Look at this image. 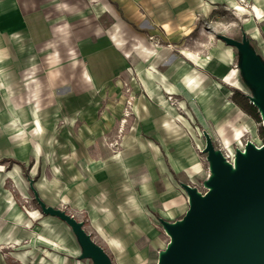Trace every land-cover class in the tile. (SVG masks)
Here are the masks:
<instances>
[{"label": "rangeland", "instance_id": "1", "mask_svg": "<svg viewBox=\"0 0 264 264\" xmlns=\"http://www.w3.org/2000/svg\"><path fill=\"white\" fill-rule=\"evenodd\" d=\"M192 7L191 14L193 10L195 13L191 16L189 30L184 32L179 43L172 46L168 42H157L158 47L169 48L174 52L171 57L175 55L185 68L197 65L215 81L218 92L213 95L212 121L203 120L201 123L202 111L184 81H177L178 89L172 90L171 82L167 80V90L154 79L162 91L160 101L176 110L175 116L165 113V125L159 128L160 135L165 137V141L160 142L164 154H159L160 158L154 160L155 154H149V161L154 162L156 170L163 164V171L160 169L158 173V191L154 194V200L160 195V212L149 207L147 217L142 222L135 221L126 208L128 192L122 184L116 189L115 183L110 182L101 190L104 196L102 205L109 210L95 217L86 204L87 198L80 197L82 193L76 191V183L67 185L66 178L64 180L62 176L63 169L70 173L78 163H82L84 156L87 157V150L90 152L93 148L99 153L90 156L101 163L99 168L104 167L102 162H109L113 165L114 175L119 170L120 177L125 176L127 171L122 169L118 158L131 156L124 154L127 150L123 145L126 134L134 139H150L151 135L141 124L136 104L140 98H148L150 103L157 104L141 73H148L149 69L159 70L151 66L142 70L134 67L116 80L110 91L95 95L75 126L68 125L62 118L47 121L45 125L41 120H35L38 136L19 121L4 127L0 155L15 154L23 139L37 143L33 142V153L40 154L38 162L34 158L22 161L14 156H0V231L14 234L11 239H0V255L7 264H92L90 260L79 258L81 249L71 228L59 218L43 214L34 198L30 179L48 205L65 210L84 222L86 231L105 249L113 264H158L159 253L170 240L158 218L178 220L189 206L188 196L180 183L205 191L204 181L210 169L207 156L202 152L205 146L203 131L207 130L215 146L231 159L236 148L244 147L248 141L264 143L260 134L263 121L258 122L233 100L235 90L245 94H250V90L241 81L236 49L219 38V35H226L241 40L245 32L264 57V0H195ZM254 9L258 15L262 12L263 17L258 18ZM183 51L206 56V65L191 63ZM164 65H160L163 71ZM216 68L225 72L224 82ZM221 96L229 104L228 117L222 120L217 110ZM161 112L160 119H163ZM37 121L41 129H37ZM133 146L129 152L137 150L136 145ZM74 157L76 160L73 162ZM35 164L37 166L34 167ZM7 205L19 211V219L11 222L12 212L8 211Z\"/></svg>", "mask_w": 264, "mask_h": 264}, {"label": "crops", "instance_id": "2", "mask_svg": "<svg viewBox=\"0 0 264 264\" xmlns=\"http://www.w3.org/2000/svg\"><path fill=\"white\" fill-rule=\"evenodd\" d=\"M193 4L195 0H0V138L5 137L6 124L15 121L28 127L35 136L39 135L34 128L35 120L45 125L47 121L62 118L75 126L90 107L91 99L110 91L114 82L132 68H157L159 71L149 69L148 73H141L157 104L150 103L148 98L137 100L141 124L151 137L134 139L127 134L124 137L123 145L127 149L124 154L131 156L118 158V163L127 171L126 175L120 177L119 170L114 175L109 162H102L104 167L99 168L101 163L90 156L99 153L93 148L87 150V157L70 173L63 169L62 176L67 185L76 183V191L82 193L80 197L87 198L86 204L95 217L109 210L102 205L101 190L110 182L115 183L116 189L122 184L128 192L126 208L135 221L142 222L149 207L160 212V195L154 200V194L158 191V173L163 164L156 170L149 154H155L152 160L164 154L160 142L165 137L160 135L159 128L165 125V113L175 116L176 110L160 101L162 91L154 79L165 88L169 80L172 90L178 89L177 81H184L202 111L204 119L198 117L201 123L212 121L213 95L218 92L215 81L201 68L197 65L185 68L175 55L171 57L174 52L169 48L158 47L157 42L172 46L179 43L189 30L195 13L193 10L191 14ZM257 17L262 18L263 13ZM183 53L191 63H207L202 54ZM161 64H166L162 66L164 71ZM216 70L224 82L225 72ZM219 99L217 110L222 120L228 117L229 104L224 97ZM197 115L196 112V118ZM71 119L74 122H69ZM23 140L15 154L0 156H14L22 161L34 158L38 162L40 154L33 153L35 142ZM133 144L137 150L129 152ZM37 170L36 167L35 173ZM7 209L12 212L11 222L19 219V211L8 205ZM12 233L0 231V239H11ZM0 264H7L1 255Z\"/></svg>", "mask_w": 264, "mask_h": 264}, {"label": "water", "instance_id": "3", "mask_svg": "<svg viewBox=\"0 0 264 264\" xmlns=\"http://www.w3.org/2000/svg\"><path fill=\"white\" fill-rule=\"evenodd\" d=\"M219 38L234 47L246 94L256 107L264 127V57L244 32L238 40ZM210 173L205 191L181 182L188 196V209L178 220H158L170 240L159 253L158 264H264V143L248 141L237 147L232 160L203 131ZM34 198L43 214L57 217L72 230L81 249L79 258L92 264H113L105 249L96 243L84 226L65 210L48 205L30 179Z\"/></svg>", "mask_w": 264, "mask_h": 264}, {"label": "trees", "instance_id": "4", "mask_svg": "<svg viewBox=\"0 0 264 264\" xmlns=\"http://www.w3.org/2000/svg\"><path fill=\"white\" fill-rule=\"evenodd\" d=\"M233 100L238 104L247 114L252 116L258 122H261L260 115L255 106L250 104L247 96L241 90H235L233 94ZM260 134L264 140V127L260 126Z\"/></svg>", "mask_w": 264, "mask_h": 264}, {"label": "bare ground", "instance_id": "5", "mask_svg": "<svg viewBox=\"0 0 264 264\" xmlns=\"http://www.w3.org/2000/svg\"><path fill=\"white\" fill-rule=\"evenodd\" d=\"M36 125H37V129H41V125L38 121H37Z\"/></svg>", "mask_w": 264, "mask_h": 264}, {"label": "built area", "instance_id": "6", "mask_svg": "<svg viewBox=\"0 0 264 264\" xmlns=\"http://www.w3.org/2000/svg\"><path fill=\"white\" fill-rule=\"evenodd\" d=\"M257 145H262V144H257ZM226 157H227L228 159H231L230 156L227 155V154H226ZM231 160H232V159H231Z\"/></svg>", "mask_w": 264, "mask_h": 264}]
</instances>
